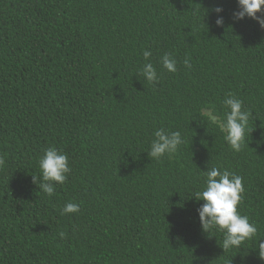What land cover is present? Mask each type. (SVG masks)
I'll list each match as a JSON object with an SVG mask.
<instances>
[{
    "label": "trees",
    "instance_id": "16d2710c",
    "mask_svg": "<svg viewBox=\"0 0 264 264\" xmlns=\"http://www.w3.org/2000/svg\"><path fill=\"white\" fill-rule=\"evenodd\" d=\"M236 10L237 0H0V264H264L255 238L224 252L193 196L207 167L240 175L237 210L264 239V33ZM144 49L158 83L137 75ZM228 93L250 112L239 152L204 115L223 118ZM161 127L184 143L155 160ZM50 146L71 168L52 196L33 182ZM69 202L79 212L62 215Z\"/></svg>",
    "mask_w": 264,
    "mask_h": 264
},
{
    "label": "clouds",
    "instance_id": "9594fccd",
    "mask_svg": "<svg viewBox=\"0 0 264 264\" xmlns=\"http://www.w3.org/2000/svg\"><path fill=\"white\" fill-rule=\"evenodd\" d=\"M238 10L233 12L235 20H242L245 17L257 21L261 28H264V15H257L264 10V0H237ZM221 13V7L213 9ZM216 25H223V17L218 16ZM146 61L138 70L137 75L141 76L150 84L158 83L160 76L156 67L150 61L151 50L142 51ZM163 69L170 73L177 71V60L169 53L160 58ZM186 67H190L188 59L183 61ZM225 109L223 118L216 114L214 108L204 111L207 121L216 125L223 134L225 142L233 152H239L245 142V132L248 125L250 112L243 107V101L228 93L224 98ZM184 143L182 134L179 131H168L161 127L154 131V139L151 141L148 156L159 160L165 155H171ZM0 158V164H3ZM40 176H33V182L38 185L41 192L52 196L57 185H63L71 172L68 155L54 146L46 148L38 160ZM205 181L202 190L197 191L193 196L203 204L197 209L199 220L203 231L206 233L218 231L223 233V240L220 246L224 252L233 248H239L245 241L256 239L259 257L264 259V239L257 237V227L250 222L247 215L238 212L237 206L242 200L244 192L243 178L227 169L221 170L217 166L207 167L203 171ZM80 205L74 202L66 203L61 211L62 215L78 213ZM60 237H65L60 232Z\"/></svg>",
    "mask_w": 264,
    "mask_h": 264
},
{
    "label": "crops",
    "instance_id": "0c3cea01",
    "mask_svg": "<svg viewBox=\"0 0 264 264\" xmlns=\"http://www.w3.org/2000/svg\"><path fill=\"white\" fill-rule=\"evenodd\" d=\"M257 15H264V10H262V12L261 13H258ZM262 31L264 33V28H262Z\"/></svg>",
    "mask_w": 264,
    "mask_h": 264
}]
</instances>
